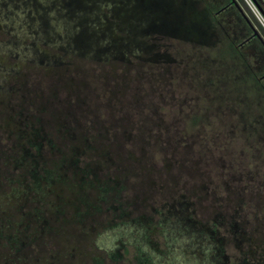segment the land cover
Returning <instances> with one entry per match:
<instances>
[{
	"label": "rangeland",
	"instance_id": "1",
	"mask_svg": "<svg viewBox=\"0 0 264 264\" xmlns=\"http://www.w3.org/2000/svg\"><path fill=\"white\" fill-rule=\"evenodd\" d=\"M168 1L0 0V264H264V14Z\"/></svg>",
	"mask_w": 264,
	"mask_h": 264
},
{
	"label": "trees",
	"instance_id": "2",
	"mask_svg": "<svg viewBox=\"0 0 264 264\" xmlns=\"http://www.w3.org/2000/svg\"><path fill=\"white\" fill-rule=\"evenodd\" d=\"M161 2L159 3V6L161 7V10H163L162 9V5H164V4H166V6L168 5H171L170 3H169V1L168 0H160ZM244 3H245V1L244 0H242ZM255 1V3L257 4V6L259 7V9L261 10V12L264 14V9H263V7L260 5V3H259V1L258 0H254ZM163 2H165V3H163ZM233 3V0H228V3ZM246 4V3H245ZM227 5L228 4H225V6L227 7ZM247 5V4H246ZM247 8L250 10V8H249V6H247ZM251 11V10H250ZM177 16V15H176ZM181 16V15H180ZM179 16V17H180ZM164 18H166V16H163ZM203 17V16H202ZM166 20V19H165ZM167 21V20H166ZM168 22V21H167ZM207 31V30H206Z\"/></svg>",
	"mask_w": 264,
	"mask_h": 264
},
{
	"label": "built area",
	"instance_id": "3",
	"mask_svg": "<svg viewBox=\"0 0 264 264\" xmlns=\"http://www.w3.org/2000/svg\"><path fill=\"white\" fill-rule=\"evenodd\" d=\"M256 8V7H254ZM253 9V8H252ZM257 10V9H256ZM256 10L253 9L254 13L257 15V17L259 18V20L261 21V23L263 24L264 26V19L263 17L260 15V13L256 12ZM259 14V15H258Z\"/></svg>",
	"mask_w": 264,
	"mask_h": 264
}]
</instances>
